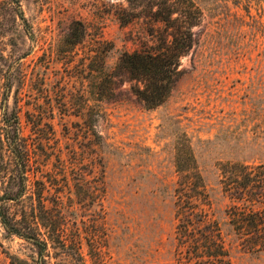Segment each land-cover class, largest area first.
<instances>
[{
	"label": "rangeland",
	"instance_id": "rangeland-1",
	"mask_svg": "<svg viewBox=\"0 0 264 264\" xmlns=\"http://www.w3.org/2000/svg\"><path fill=\"white\" fill-rule=\"evenodd\" d=\"M197 1L204 9L200 42L181 58L184 72L167 99L146 108L127 81L119 84L117 99L97 102L101 139L91 150L82 148L74 124L80 117L72 114L88 89L81 57L98 40L111 42L105 59L112 68L121 51L148 38L141 20L119 23L113 10L125 0H20L28 33L18 15L6 12L0 48L13 78L9 102L17 93L40 177H54L47 205L60 196L73 250L80 238L81 264H174V154L186 140L232 263L264 264V250H247L232 232L225 212L231 200L219 174L226 161L264 162V0ZM74 18L88 32L84 43L69 47L64 38ZM81 170L83 183L75 174ZM0 242V264H34L37 247L31 241L0 225ZM54 250L49 248L51 262ZM60 257L80 264L75 256Z\"/></svg>",
	"mask_w": 264,
	"mask_h": 264
},
{
	"label": "trees",
	"instance_id": "trees-1",
	"mask_svg": "<svg viewBox=\"0 0 264 264\" xmlns=\"http://www.w3.org/2000/svg\"><path fill=\"white\" fill-rule=\"evenodd\" d=\"M19 1L0 0V36L7 31V11L18 15L24 30L30 33ZM243 7L251 15L250 6L244 3ZM113 13L120 24L141 20L148 38L131 50L121 51L112 68L105 59L111 42L98 40L81 57L79 68L86 72L88 89L80 92L82 99L72 114L80 117L74 124L82 136V148L90 150L101 139L95 130L102 116L97 102L117 99L118 85L127 81L130 92L144 107L161 105L184 72L181 58L192 53L200 42L204 17V9L197 0H125V4L115 6ZM87 30L82 19H72L65 44L71 47L84 43ZM6 61L0 48V225L7 234L35 244L34 264H65L60 257L63 255L75 256L80 261V238L73 240V250L60 196L55 195L47 205L46 192H50L54 177H40L44 175L37 170V147L32 135L24 132L17 93L10 105L13 78ZM62 104L69 109L66 101ZM44 125L54 132L50 122ZM56 158L62 162L58 155ZM174 167V264H233L187 140L175 148ZM75 174L77 182H85L83 170ZM219 174L222 190L231 200L225 212L232 232L247 250H264V162L226 161L220 164ZM95 195L96 191L91 190V198ZM50 247L55 249V262L49 259ZM2 248L0 242V252Z\"/></svg>",
	"mask_w": 264,
	"mask_h": 264
}]
</instances>
